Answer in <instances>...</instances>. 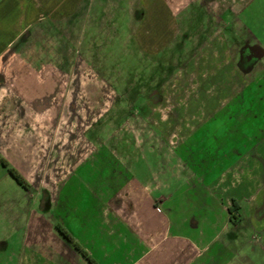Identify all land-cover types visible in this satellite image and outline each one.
<instances>
[{"label": "rangeland", "instance_id": "1", "mask_svg": "<svg viewBox=\"0 0 264 264\" xmlns=\"http://www.w3.org/2000/svg\"><path fill=\"white\" fill-rule=\"evenodd\" d=\"M83 5L81 10L89 8L84 34L82 26L73 40L58 30L43 29L42 38L36 34L29 39H42L43 53L48 54L39 67H28L29 76H39L41 81L55 77L61 95L37 104V124L26 125L22 143L25 158L7 151L12 138H0L1 151L28 183V188L20 185L0 165V264H61L69 259L51 242L63 240L72 246L56 229L58 224L71 235L74 231L65 225L64 210L62 217L51 211L50 200L61 192L66 179L60 177L77 166L78 157H88L81 172H97L105 169L100 162L108 152L103 159L107 169L113 166L122 172L124 182L132 175L154 183L163 170L179 171L173 158L181 130L185 127L183 134H188L198 125L208 126L217 110L234 118L235 129L245 122L252 132L255 123L261 122L263 133L255 137L264 134V0H90ZM66 27V23L59 25L63 32ZM242 48L258 62H237ZM67 90L70 93L64 99ZM70 105L84 107L90 114L78 110L58 115L52 108ZM220 126L216 120L198 133L197 138L205 141L204 151L214 148L215 128ZM35 131L40 133L38 146ZM151 140L160 145L159 150L165 140L170 141V165L159 152H151ZM135 141L138 151L130 147ZM34 151L39 152L40 161L34 159ZM183 162L191 169L187 159ZM259 178L263 180L264 171ZM82 181L72 180L75 192L84 188ZM168 185L170 189L162 195L185 206L182 191L176 193V181ZM218 197L225 204L231 195L219 193ZM83 199L85 204L86 196ZM110 201L115 205L116 200ZM68 222L80 223L73 217ZM206 229L208 236L217 231L226 244V237L244 242L242 237L249 236L250 243H233L238 252L234 261L264 264V240H252L259 233L264 235V228L224 224ZM114 235L118 237L115 231Z\"/></svg>", "mask_w": 264, "mask_h": 264}, {"label": "crops", "instance_id": "2", "mask_svg": "<svg viewBox=\"0 0 264 264\" xmlns=\"http://www.w3.org/2000/svg\"><path fill=\"white\" fill-rule=\"evenodd\" d=\"M85 2L90 0H0V138H12L13 143L7 151L17 152L22 159L26 156V146L22 145L27 136L26 125L37 124V104L55 101L61 95V87L55 77L41 81L39 76H29L28 67H39L43 58L47 60L48 57L45 51L43 53L42 39L37 42L29 39L35 38L36 34L42 38L43 29L58 30L62 37L65 33L66 39L73 40L75 31L82 26L80 33L84 34L88 28L84 29V23L89 20V8L81 10ZM64 23L66 32L59 29V25ZM69 93L67 90L64 99ZM52 108L58 115H73L78 110L81 114H90L87 108L85 112L84 107L72 105ZM52 108L46 107L50 111ZM214 114L215 118L207 124L211 126L218 120L221 125L220 130L215 128L217 136L211 145L214 148L204 151L205 141L197 138L198 133L208 126L202 128L198 125L188 134H183L186 132L184 127L177 142L178 152L173 158L174 162L177 160L179 171L163 170L164 174L154 183L149 178L139 181L132 175L124 182L122 172L113 166L107 169L103 159L108 152L100 162L105 169L97 172H81L80 167L87 163L88 157H78L74 167L77 171L73 168L60 177L66 181L56 198L51 196V211L60 216L63 210L66 212L65 225L73 228L75 235L73 233L72 237L99 264H238L234 261L238 252L233 248L238 242L250 243L249 236L248 239L242 237L244 242L239 238L226 237V244L220 240L222 235L217 231L213 230L208 236L206 228L212 230L224 224L229 227L257 226L258 231L264 228V178L262 181L259 178L264 171V134L258 136L261 139L255 137L263 133V127L261 122L255 123L256 128L250 132L249 124L243 122L235 129L236 123L230 114L218 110ZM39 134L37 131L33 133L35 146ZM152 142L151 152H159L170 165V141L165 140L162 150L158 149L160 145ZM133 146L140 150L136 141L130 147ZM38 153L34 151V159L38 157L39 160ZM0 155L23 176L1 149ZM51 155L57 154L51 152ZM183 158L188 160L191 169L187 168ZM75 178L83 180L80 184L84 188L81 187L79 193L72 188ZM170 180L177 183L176 193L182 191L185 206L174 201L173 197L162 195L170 189ZM94 184L97 186H91ZM219 193L231 195L230 200L224 204L218 197ZM83 196H86L85 204ZM110 200H116L115 205ZM165 204H168L166 208ZM231 208L235 210L233 214ZM220 211L222 214L219 216ZM72 217L80 223L68 222ZM253 237V241L256 238L259 242L264 240L262 233ZM16 242L21 243L20 240ZM51 245L58 248L59 254L69 257L67 261L61 260V264H74L75 260L80 264H90L63 240H53Z\"/></svg>", "mask_w": 264, "mask_h": 264}, {"label": "trees", "instance_id": "3", "mask_svg": "<svg viewBox=\"0 0 264 264\" xmlns=\"http://www.w3.org/2000/svg\"><path fill=\"white\" fill-rule=\"evenodd\" d=\"M0 162L2 164V166L6 169H8L10 175L22 186L24 187H27L28 188V183L26 182V180L23 178V176H21V174L14 168V167H11L9 162L3 158L1 155H0ZM233 207L235 208L236 207V203L233 204ZM234 209H230V212L231 214L234 213ZM57 230L59 231V233L61 234V236L67 241L69 242L80 254L82 257H84L90 264H99L97 262V260H95L93 257H91L89 255V253L84 250L82 248V246L76 242L74 240V238L72 237V235L65 229L64 226H62V224H58L56 226Z\"/></svg>", "mask_w": 264, "mask_h": 264}, {"label": "flooded vegetation", "instance_id": "4", "mask_svg": "<svg viewBox=\"0 0 264 264\" xmlns=\"http://www.w3.org/2000/svg\"><path fill=\"white\" fill-rule=\"evenodd\" d=\"M239 51L240 52H239V55H238L237 62H240V63L243 62L244 64L250 65L249 62L252 63L251 60H253L252 57L248 55L250 51L249 52H247V50L244 51V48L240 49ZM253 61L254 62H258L257 60H253Z\"/></svg>", "mask_w": 264, "mask_h": 264}]
</instances>
